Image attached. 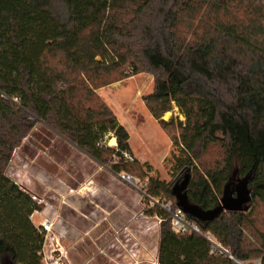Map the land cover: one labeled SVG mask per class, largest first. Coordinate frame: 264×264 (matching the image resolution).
Segmentation results:
<instances>
[{
	"label": "trees",
	"instance_id": "1",
	"mask_svg": "<svg viewBox=\"0 0 264 264\" xmlns=\"http://www.w3.org/2000/svg\"><path fill=\"white\" fill-rule=\"evenodd\" d=\"M153 75L143 99L173 128L175 179L147 176L159 198L157 264H236L211 253L212 234L235 258L264 264V0H0V264H42L41 209L7 174L37 123L113 173L141 172L129 133L95 90ZM176 106L184 120L162 116ZM115 138L116 145L106 140ZM129 157V158H127ZM185 173L190 202L213 208L228 181L248 176V208L176 233L159 205Z\"/></svg>",
	"mask_w": 264,
	"mask_h": 264
},
{
	"label": "rangeland",
	"instance_id": "2",
	"mask_svg": "<svg viewBox=\"0 0 264 264\" xmlns=\"http://www.w3.org/2000/svg\"><path fill=\"white\" fill-rule=\"evenodd\" d=\"M152 89L153 75L142 72L95 90L129 133L133 158L142 165L137 175L124 171L113 174L106 165L97 163L40 123L13 152L7 174L25 189H32L41 205L35 216L39 213L53 221L52 235L62 246L64 264H77L74 261L80 236L77 229L83 222L87 227L91 222L90 218L83 219L82 214L91 217L96 212L109 218L101 225L104 234L99 243L103 252L113 245L109 249L111 264H157L159 215H149L146 210L157 205L155 201L159 198L146 197L144 189L150 175L174 181L176 173L170 157L175 150L171 136L176 131L164 129L146 107L143 97ZM171 118L184 120L176 106L162 116L165 121ZM106 144L115 146V138L109 137ZM236 182L233 180L231 186ZM161 201L171 199L162 196ZM124 227H129V234L123 236ZM87 240L83 237L79 245ZM126 248L130 251L128 259Z\"/></svg>",
	"mask_w": 264,
	"mask_h": 264
},
{
	"label": "built area",
	"instance_id": "3",
	"mask_svg": "<svg viewBox=\"0 0 264 264\" xmlns=\"http://www.w3.org/2000/svg\"><path fill=\"white\" fill-rule=\"evenodd\" d=\"M121 178H125L121 175ZM32 198L37 200L36 196ZM158 204V200L155 201ZM162 209L169 214V222L171 229L176 233H185L188 230L199 232L197 225L188 220L186 213L179 207L172 208L170 202L162 201L159 203ZM160 223V218L158 219ZM53 221L44 219L40 223L41 231L44 233V242L41 249V262L43 264H64L62 261V246L58 242V238L52 235ZM205 239L210 244L211 253H222L232 259L236 264H262L261 258H253L248 260H240L235 258L212 234H204Z\"/></svg>",
	"mask_w": 264,
	"mask_h": 264
},
{
	"label": "water",
	"instance_id": "4",
	"mask_svg": "<svg viewBox=\"0 0 264 264\" xmlns=\"http://www.w3.org/2000/svg\"><path fill=\"white\" fill-rule=\"evenodd\" d=\"M190 175L185 173L180 181L174 183L172 195L175 198L176 206L181 208L184 213L199 220H212L223 211H242L248 208L250 200V190L247 186L248 176L239 179L231 186L232 181H228L223 188L218 203L210 209H203L200 206L190 202L187 195V185ZM2 264H15L7 256L3 257Z\"/></svg>",
	"mask_w": 264,
	"mask_h": 264
},
{
	"label": "crops",
	"instance_id": "5",
	"mask_svg": "<svg viewBox=\"0 0 264 264\" xmlns=\"http://www.w3.org/2000/svg\"><path fill=\"white\" fill-rule=\"evenodd\" d=\"M72 144V143H71ZM129 145H130V136H129ZM130 149H131V145H130ZM132 152V150H131ZM87 154V153H86ZM132 156H133V153H132ZM92 158V157H91ZM93 159V158H92ZM96 161V160H95ZM97 162V161H96ZM98 163V162H97ZM110 170V169H109ZM111 171V170H110ZM112 172V171H111ZM113 173V172H112ZM116 175V173H113ZM27 190L29 192H31L32 194L33 191L31 188H27ZM97 199V200H96ZM95 202L98 203V198H96ZM37 211H34L31 215V220L32 222L34 223L35 226H39L40 223L44 220V219H49V218H45L42 217V216H39V213L37 216H35ZM94 214V213H93ZM120 214H124L123 211L120 212ZM108 216H111L110 214ZM36 217V218H35ZM82 217L83 219H85L87 221V219H91L90 221V226H84L85 224L87 225L86 222H83V226L80 228V229H77V231L79 232V238L76 240V251H75V258H74V261L75 263L77 264H111V252L109 251L110 248H112L113 245H109V247L107 248L106 252H103L105 251L103 247H100V243H102L101 240L102 239V236L104 234V230L102 229L101 225H104V222L103 221H106L107 219H109L105 216L101 217V214L100 212H96V215L95 216H89V215H83L82 214ZM156 217V216H155ZM111 218H114V215H112ZM121 218H124V217H121ZM35 219V220H34ZM37 221V222H36ZM124 233H123V236L124 235H128V228L129 227H124ZM126 231V232H125ZM91 232V235L89 236V233ZM83 237H87L89 240L85 241L82 243V245H79V241L80 239H83ZM126 237V236H125ZM100 239V241H98ZM158 242H159V231H158V239H157V250H158ZM123 246V244H122ZM107 247V246H106ZM124 247V246H123ZM102 251V252H99V251ZM125 251L128 252V254L126 255L127 259H128V256L130 254V251L126 248ZM145 257V255L143 254V258ZM141 259V261H145L144 259Z\"/></svg>",
	"mask_w": 264,
	"mask_h": 264
},
{
	"label": "bare ground",
	"instance_id": "6",
	"mask_svg": "<svg viewBox=\"0 0 264 264\" xmlns=\"http://www.w3.org/2000/svg\"><path fill=\"white\" fill-rule=\"evenodd\" d=\"M114 142V139H112V143Z\"/></svg>",
	"mask_w": 264,
	"mask_h": 264
}]
</instances>
